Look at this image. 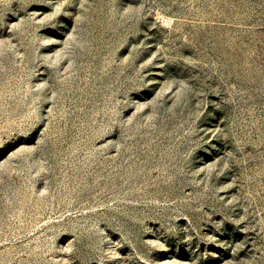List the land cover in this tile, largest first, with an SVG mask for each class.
Returning a JSON list of instances; mask_svg holds the SVG:
<instances>
[{
	"label": "rangeland",
	"instance_id": "1",
	"mask_svg": "<svg viewBox=\"0 0 264 264\" xmlns=\"http://www.w3.org/2000/svg\"><path fill=\"white\" fill-rule=\"evenodd\" d=\"M0 264H264V0H0Z\"/></svg>",
	"mask_w": 264,
	"mask_h": 264
}]
</instances>
